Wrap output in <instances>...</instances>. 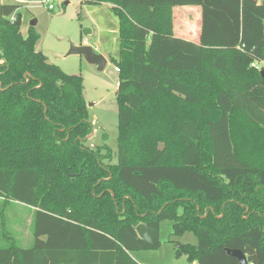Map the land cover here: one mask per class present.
I'll return each mask as SVG.
<instances>
[{
  "label": "trees",
  "instance_id": "1",
  "mask_svg": "<svg viewBox=\"0 0 264 264\" xmlns=\"http://www.w3.org/2000/svg\"><path fill=\"white\" fill-rule=\"evenodd\" d=\"M118 17L116 161L92 131L83 78L35 49L0 3V197L33 210L34 240L0 264H141L159 224L193 230L196 264H264L263 0H84ZM198 8L197 40L173 8ZM143 223L153 240L135 227Z\"/></svg>",
  "mask_w": 264,
  "mask_h": 264
},
{
  "label": "rangeland",
  "instance_id": "2",
  "mask_svg": "<svg viewBox=\"0 0 264 264\" xmlns=\"http://www.w3.org/2000/svg\"><path fill=\"white\" fill-rule=\"evenodd\" d=\"M0 2L18 5L12 15L15 20L20 15L19 33L26 36L35 32L38 35L35 49L43 52L49 62L58 65L68 74L82 76L86 113L92 125V134L86 144L92 148L106 144L112 156L105 161H116L118 127L115 92L118 73L111 57L118 55L119 38L118 17L111 5L106 2L87 3L84 0ZM49 3L53 5L52 9L48 8ZM182 9L183 6L173 8L176 31L186 29V37L197 40L198 8L193 5L187 11L185 23L181 20ZM71 45H89L95 52L103 54L107 63L103 69L98 70L83 55L68 53ZM32 219L31 207L0 197V247L9 244L12 239L17 246H31L34 240ZM197 238L193 230L176 233L174 219L163 218L159 224L157 247L140 249L139 252L132 250L130 254L141 264H195L185 254L178 255L176 248L177 245H196Z\"/></svg>",
  "mask_w": 264,
  "mask_h": 264
},
{
  "label": "water",
  "instance_id": "3",
  "mask_svg": "<svg viewBox=\"0 0 264 264\" xmlns=\"http://www.w3.org/2000/svg\"><path fill=\"white\" fill-rule=\"evenodd\" d=\"M28 2H39L41 0H25ZM67 3V1L65 2ZM16 24H20V15L17 16ZM68 53H75L83 55L87 62L94 64L97 66L98 70H101L104 68L105 64L107 63V58L101 54L95 52V50L89 46V45H80V46H70ZM260 74L264 75V70L260 71ZM1 85V83H0ZM90 133L87 138L91 137ZM135 230L140 238H142L146 243H153V240L147 230V227L143 223H139ZM182 245H177V247ZM227 254L230 256H233L238 259L239 264H248V260L246 258V255L240 250L235 248H227L226 249Z\"/></svg>",
  "mask_w": 264,
  "mask_h": 264
},
{
  "label": "crops",
  "instance_id": "4",
  "mask_svg": "<svg viewBox=\"0 0 264 264\" xmlns=\"http://www.w3.org/2000/svg\"><path fill=\"white\" fill-rule=\"evenodd\" d=\"M1 3V2H0ZM180 7H182V6H180ZM188 10H191V7H189V6H183V9L181 10V14L183 15V18L181 19V20H183V22L185 23V21H186V19L184 18V16L186 17V15H188ZM12 16V15H11ZM174 16L175 15H173V18H174ZM189 16H190V14H189ZM181 28H183L184 29V26L181 24ZM176 29H177V27L175 26V19H174V33L175 34H177L178 36H183V37H185V38H187L186 37V29H184V30H180V31H182V32H177L176 31ZM198 31V30H197ZM187 39H189V38H187ZM191 40H193V39H191ZM136 252H139V250H135ZM138 261V260H137ZM140 263V262H139ZM196 264V263H195Z\"/></svg>",
  "mask_w": 264,
  "mask_h": 264
},
{
  "label": "built area",
  "instance_id": "5",
  "mask_svg": "<svg viewBox=\"0 0 264 264\" xmlns=\"http://www.w3.org/2000/svg\"><path fill=\"white\" fill-rule=\"evenodd\" d=\"M264 1V0H263ZM48 8L52 9L53 5L51 3L48 4ZM11 21H15V17L12 15L10 16ZM251 66L259 71L264 70V59L261 60H255L251 63ZM116 72L119 71L118 67H115Z\"/></svg>",
  "mask_w": 264,
  "mask_h": 264
}]
</instances>
